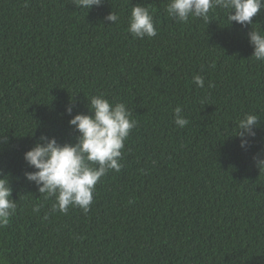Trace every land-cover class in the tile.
<instances>
[{
  "label": "trees",
  "instance_id": "16d2710c",
  "mask_svg": "<svg viewBox=\"0 0 264 264\" xmlns=\"http://www.w3.org/2000/svg\"><path fill=\"white\" fill-rule=\"evenodd\" d=\"M167 3L102 0L86 12L74 0H0V174L17 203L0 264H264V168L253 161L264 153V63L251 57L250 26L227 25L220 9L177 22ZM135 4L152 11L155 37L128 32ZM253 21L264 30V10ZM100 93L137 122L122 167L97 183L87 213L54 211L24 178L23 152L41 134L74 143L65 107L87 113ZM245 113L259 124L242 148L233 134Z\"/></svg>",
  "mask_w": 264,
  "mask_h": 264
},
{
  "label": "clouds",
  "instance_id": "9594fccd",
  "mask_svg": "<svg viewBox=\"0 0 264 264\" xmlns=\"http://www.w3.org/2000/svg\"><path fill=\"white\" fill-rule=\"evenodd\" d=\"M101 3L102 0H74L76 7L86 12ZM214 9L223 10L227 25L235 22L242 27L250 26L247 35L252 47L251 57L264 63V30L251 27L253 17L264 10V0H168L166 6L167 14L177 22H187L190 18L208 22L209 11ZM105 19L111 24L119 21L113 11ZM127 30L135 38L155 37L158 30L152 11L135 4L131 8ZM193 82L199 88L205 86L201 75H195ZM87 99V113L73 114L71 102L65 107L68 125L77 133L74 143H60L54 136L41 134L23 152L24 161L33 169L26 170L24 178L34 183L38 193L44 194L45 198H54L53 210L64 214L70 207H79L84 213L90 210L97 183L109 170L120 171L125 141L137 123L123 102H110L103 93ZM173 112L175 125L185 127L189 121L182 114L181 106L177 105ZM258 124L259 117L254 113H245L238 120L233 135L239 139L242 148L249 146ZM253 161L259 169L264 168V153L254 155ZM16 208L9 174H0V227L8 225ZM33 210L39 211V207Z\"/></svg>",
  "mask_w": 264,
  "mask_h": 264
}]
</instances>
